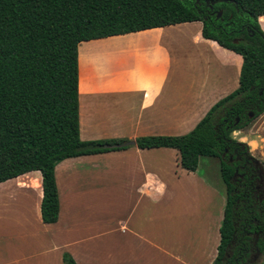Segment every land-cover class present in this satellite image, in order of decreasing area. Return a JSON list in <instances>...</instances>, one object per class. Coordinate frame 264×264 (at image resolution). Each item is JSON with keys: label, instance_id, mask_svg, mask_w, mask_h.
Returning <instances> with one entry per match:
<instances>
[{"label": "crops", "instance_id": "0c3cea01", "mask_svg": "<svg viewBox=\"0 0 264 264\" xmlns=\"http://www.w3.org/2000/svg\"><path fill=\"white\" fill-rule=\"evenodd\" d=\"M258 23L264 32V16ZM241 68L240 55L203 38L201 22L80 43V139L133 144L56 165L53 224L41 219L39 172L1 183L0 264H63L64 253L76 264H212L226 203L218 160L188 172L176 150L134 140L190 132L237 89ZM258 125V144L232 136L264 162V114Z\"/></svg>", "mask_w": 264, "mask_h": 264}, {"label": "trees", "instance_id": "16d2710c", "mask_svg": "<svg viewBox=\"0 0 264 264\" xmlns=\"http://www.w3.org/2000/svg\"><path fill=\"white\" fill-rule=\"evenodd\" d=\"M213 13L210 19L202 11ZM222 13V21L214 19ZM264 0H0V184L39 172L44 224L58 219L54 169L81 156L124 150V139L82 141L78 116V46L187 22L242 57L238 87L180 136H145L139 149L178 152L181 168L214 158L225 187L220 242L212 264H259L264 254V162L232 133L264 114ZM241 28H249L248 34ZM253 113V118L249 114ZM238 120V122H237ZM63 264H76L64 253ZM252 262V263H251Z\"/></svg>", "mask_w": 264, "mask_h": 264}, {"label": "rangeland", "instance_id": "374dc122", "mask_svg": "<svg viewBox=\"0 0 264 264\" xmlns=\"http://www.w3.org/2000/svg\"><path fill=\"white\" fill-rule=\"evenodd\" d=\"M258 121L259 117L253 120L245 129H241L239 131H236V137L237 138H246L248 141H256L257 144L261 140L260 134L258 132ZM256 150H251L249 146L250 153L259 161H261V149L256 147ZM263 162V161H261ZM257 263L259 264H264V254L258 256V261Z\"/></svg>", "mask_w": 264, "mask_h": 264}, {"label": "flooded vegetation", "instance_id": "af4514ba", "mask_svg": "<svg viewBox=\"0 0 264 264\" xmlns=\"http://www.w3.org/2000/svg\"><path fill=\"white\" fill-rule=\"evenodd\" d=\"M217 14H214V19H217V20H219V21H222L223 19H222V13L221 12H216ZM212 15H213V13H210V11L209 10H204V11H202V17L205 19V20H207V19H210L211 17H212ZM241 30H244L245 32H247L248 34L250 33V29L249 28H241ZM260 94H262L263 95V99H264V92H261ZM259 183L261 184L259 187H258V190H260V196H259V198H261V199H264V180H263V178L261 177L260 178V181H259ZM253 260L252 261H258V256H254L253 258H252ZM252 263V262H251ZM254 264H255V262H253Z\"/></svg>", "mask_w": 264, "mask_h": 264}, {"label": "water", "instance_id": "95a60500", "mask_svg": "<svg viewBox=\"0 0 264 264\" xmlns=\"http://www.w3.org/2000/svg\"><path fill=\"white\" fill-rule=\"evenodd\" d=\"M248 116H249V118H253L254 114L250 113ZM237 122H238V120H237ZM127 144L132 145L133 143H127Z\"/></svg>", "mask_w": 264, "mask_h": 264}]
</instances>
